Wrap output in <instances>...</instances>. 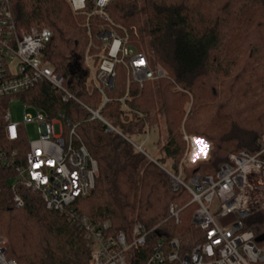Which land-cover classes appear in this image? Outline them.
<instances>
[{
  "label": "trees",
  "instance_id": "1",
  "mask_svg": "<svg viewBox=\"0 0 264 264\" xmlns=\"http://www.w3.org/2000/svg\"><path fill=\"white\" fill-rule=\"evenodd\" d=\"M86 4L78 14L68 0H13L10 7L17 35L51 30L46 62L92 109L102 106V96L88 87L84 58L93 55L94 65L100 62L99 33L126 31L130 45L151 52L166 77L149 80L143 88L136 82L127 88L125 69L117 65L114 90L107 92L109 100L100 110L132 142L106 132V126L92 120L81 104L62 101L50 84L18 96L45 111L49 119L62 114L66 133L75 127L98 162L94 190L73 204L78 214L95 224L110 222L113 233L127 232L137 222L150 230L147 245L130 252L131 264H143L162 238H178L185 254L203 240L204 233L191 214L189 218L183 214L195 207H185L190 194L184 187L174 191L165 169L179 173L188 148L185 134L194 142L189 163L206 160L192 169L183 167L187 181L217 173L230 154L258 150L264 132V0H114L107 7L114 25L94 13L93 0ZM7 103L8 98L0 99V119ZM162 117L167 138L150 159L133 143L158 128ZM194 136L212 144L210 155L208 144ZM12 178L11 170L0 169V236L6 238L8 258L17 264H90L82 226L49 210L40 194L27 188H18L24 205L16 207ZM171 204L183 208L180 224L169 213ZM246 226L257 237L264 235V211L247 220Z\"/></svg>",
  "mask_w": 264,
  "mask_h": 264
},
{
  "label": "built area",
  "instance_id": "2",
  "mask_svg": "<svg viewBox=\"0 0 264 264\" xmlns=\"http://www.w3.org/2000/svg\"><path fill=\"white\" fill-rule=\"evenodd\" d=\"M12 1L0 0V99L18 96L40 84H50L62 101L81 104L92 120L106 126V132H116L132 142L100 114L109 100L107 92L114 90L116 66L122 65L125 69L127 88L131 83L136 82L143 88L149 80L163 79L167 75L164 69L155 64L150 53L130 45L126 31L122 34L111 29L99 33L103 47V53L97 55L100 62L94 65L93 55L84 58L86 74L90 75L88 87L97 89L102 96V106L92 109L68 89L64 76L46 62V47L53 37L50 29L17 35L10 7ZM112 1L93 0V4L94 13L114 25L107 13ZM68 4L77 14L87 7L86 0H68ZM27 105L39 110L36 118H31L25 110L23 121L19 123L12 119L7 107L0 119V169L11 170L12 180L17 178L12 182L15 206L24 205L23 197L17 192L19 187L40 194L49 210L64 214L82 226L90 250V264H131L130 252L147 245L151 231L142 223H134L129 239V231L110 232V222L95 224L75 211L74 202L90 194L96 186L98 162L81 142L75 127L66 133L67 124L62 114L49 119L42 109ZM30 122L40 124L41 137L35 141H30L26 132L25 126ZM149 134L150 131L146 136ZM184 139L188 148L179 173L165 171L171 175L174 191L184 187L190 194L191 201L185 207L196 205L192 221L203 231V240L182 254L178 238L159 239L143 264H264V244L261 245L255 232L246 226L247 220L264 211V132L256 152L230 154L217 173L196 175L188 181L184 179L183 167L191 158L194 142L192 136L186 134ZM24 140L26 146L22 144ZM133 145L144 152L143 143ZM182 210L174 204L169 207L176 224L181 223ZM5 243L0 236V264H17L16 260L8 258Z\"/></svg>",
  "mask_w": 264,
  "mask_h": 264
},
{
  "label": "rangeland",
  "instance_id": "3",
  "mask_svg": "<svg viewBox=\"0 0 264 264\" xmlns=\"http://www.w3.org/2000/svg\"><path fill=\"white\" fill-rule=\"evenodd\" d=\"M47 29V28H45ZM148 53L151 54V52L148 51ZM152 55V54H151ZM153 57V56H152ZM155 59V58H154ZM156 64V63H155ZM7 107L8 110L11 112L12 114V119L14 121H17L19 123H21L23 121V115H24V111L26 110V113L31 116V118H36L37 114H38V109L37 108H32L29 107L22 98H20L19 96H14L11 98H8V103H7ZM165 119L164 117L161 118L160 121V125L158 128H155L154 130L151 131V133L148 136H142L139 139H137L136 143L141 144L142 142H144V154H147L146 156L150 159L151 156H154L157 153V150L163 145V143L166 141L167 138V130L165 129V123H164ZM26 132L28 135V138L30 141H35L38 138L41 137L40 134V124L39 122H30L27 123L26 126ZM200 139H202L204 142H206V140L204 138L199 137ZM209 146V155H210V149L212 144L210 142H206ZM139 150V149H137ZM140 151V150H139ZM210 157V156H209ZM185 158V157H184ZM183 158V159H184ZM202 161H206L203 159H197L194 162H190L189 161L186 163V167L189 169L195 168L196 165L200 164ZM17 178H14L12 180V182H16ZM196 208L195 207H189L188 209H186L183 214L185 217L189 218V215L191 214L193 217V212ZM193 222V221H192ZM133 226V225H132ZM132 236V231L131 228L129 229V239ZM3 237V236H1ZM6 241V238L3 237Z\"/></svg>",
  "mask_w": 264,
  "mask_h": 264
},
{
  "label": "water",
  "instance_id": "4",
  "mask_svg": "<svg viewBox=\"0 0 264 264\" xmlns=\"http://www.w3.org/2000/svg\"><path fill=\"white\" fill-rule=\"evenodd\" d=\"M84 74L86 75V72ZM194 137H196V136H194ZM196 138H199V137H196ZM257 240L258 241H264V235L258 236Z\"/></svg>",
  "mask_w": 264,
  "mask_h": 264
},
{
  "label": "snow or ice",
  "instance_id": "5",
  "mask_svg": "<svg viewBox=\"0 0 264 264\" xmlns=\"http://www.w3.org/2000/svg\"><path fill=\"white\" fill-rule=\"evenodd\" d=\"M140 63H143V60L140 61ZM198 144L202 143V141H197Z\"/></svg>",
  "mask_w": 264,
  "mask_h": 264
},
{
  "label": "crops",
  "instance_id": "6",
  "mask_svg": "<svg viewBox=\"0 0 264 264\" xmlns=\"http://www.w3.org/2000/svg\"><path fill=\"white\" fill-rule=\"evenodd\" d=\"M192 137H193V136H192ZM142 143H144V142H142ZM142 143H141V144H142Z\"/></svg>",
  "mask_w": 264,
  "mask_h": 264
}]
</instances>
